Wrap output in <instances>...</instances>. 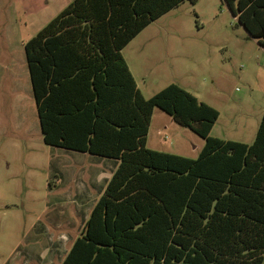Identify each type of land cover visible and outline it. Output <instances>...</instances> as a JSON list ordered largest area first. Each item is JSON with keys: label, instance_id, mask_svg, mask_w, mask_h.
Instances as JSON below:
<instances>
[{"label": "trees", "instance_id": "1", "mask_svg": "<svg viewBox=\"0 0 264 264\" xmlns=\"http://www.w3.org/2000/svg\"><path fill=\"white\" fill-rule=\"evenodd\" d=\"M187 0H72L24 44L44 144L117 161L62 264H264V113L251 144L176 84L146 99L121 51ZM195 3L196 0H188ZM264 48V0H224ZM154 108L196 158L146 147Z\"/></svg>", "mask_w": 264, "mask_h": 264}, {"label": "rangeland", "instance_id": "2", "mask_svg": "<svg viewBox=\"0 0 264 264\" xmlns=\"http://www.w3.org/2000/svg\"><path fill=\"white\" fill-rule=\"evenodd\" d=\"M72 0H0V264H62L117 161L44 144L24 44ZM144 98L176 84L218 111L210 136L251 144L264 48L224 0L184 1L122 51ZM204 140L154 108L146 147L196 158Z\"/></svg>", "mask_w": 264, "mask_h": 264}]
</instances>
